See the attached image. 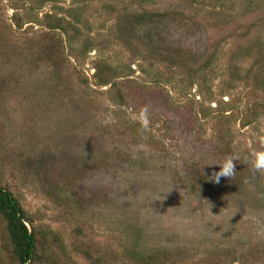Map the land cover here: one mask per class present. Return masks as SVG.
<instances>
[{
    "label": "rangeland",
    "instance_id": "rangeland-1",
    "mask_svg": "<svg viewBox=\"0 0 264 264\" xmlns=\"http://www.w3.org/2000/svg\"><path fill=\"white\" fill-rule=\"evenodd\" d=\"M262 138L264 0H0V187L40 264H264Z\"/></svg>",
    "mask_w": 264,
    "mask_h": 264
},
{
    "label": "trees",
    "instance_id": "trees-1",
    "mask_svg": "<svg viewBox=\"0 0 264 264\" xmlns=\"http://www.w3.org/2000/svg\"><path fill=\"white\" fill-rule=\"evenodd\" d=\"M156 16L157 14L148 13L130 15L132 22L129 27H147L146 22L150 20V18L154 19ZM68 26L70 25L68 24ZM57 29L61 28L58 27ZM74 30H76V27ZM63 32L70 36V31L66 32L63 30ZM152 36L154 37V33L145 34L148 43L152 41ZM160 45L161 41L159 40L157 45V50L159 51L162 50ZM83 46L81 50L82 54L85 55L90 52L91 48L87 43ZM165 51L169 53L165 55L164 58L169 59L171 65H176L179 56L182 55L173 54L169 50ZM204 68L206 69L207 67L204 66ZM191 69L193 75L196 74L195 67L192 66ZM199 71H202L201 67ZM122 74L123 71L118 72L117 69L111 68L109 65L105 64L101 69L99 67L95 78L100 80V85H112L115 84V80L119 79ZM0 236L2 250L8 251L11 254L15 264H40L42 253L46 245L44 234H41V232L35 228L33 222L27 217L16 197H14L8 189L3 187H0Z\"/></svg>",
    "mask_w": 264,
    "mask_h": 264
},
{
    "label": "clouds",
    "instance_id": "clouds-1",
    "mask_svg": "<svg viewBox=\"0 0 264 264\" xmlns=\"http://www.w3.org/2000/svg\"><path fill=\"white\" fill-rule=\"evenodd\" d=\"M141 121L143 125L148 124L147 110H144L143 115L141 116ZM239 161V157L233 154H227L222 161L217 164L220 168V171L214 173V180L219 182L221 177H232L235 171V162ZM245 163L249 166L250 170L255 174L264 175V138L260 141V147L256 150H253L246 157Z\"/></svg>",
    "mask_w": 264,
    "mask_h": 264
}]
</instances>
